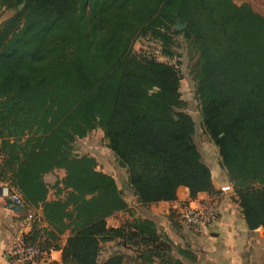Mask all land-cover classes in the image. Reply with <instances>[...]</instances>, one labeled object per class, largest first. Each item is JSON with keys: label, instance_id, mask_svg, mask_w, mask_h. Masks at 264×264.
Listing matches in <instances>:
<instances>
[{"label": "trees", "instance_id": "1", "mask_svg": "<svg viewBox=\"0 0 264 264\" xmlns=\"http://www.w3.org/2000/svg\"><path fill=\"white\" fill-rule=\"evenodd\" d=\"M0 6L15 10L0 22V180L46 221L39 230L34 212L27 241L60 247L62 264H122L119 252L98 258L101 241L135 234L145 245L142 261L185 264L163 256L174 242L151 218L135 217L130 236L107 226L106 218L128 203L94 156L73 149L76 137L100 127L141 203L173 199L179 185L190 196L215 191L193 139L194 120L182 109L178 67L136 52L134 41L144 35L169 56L177 33L197 50L192 72L202 125L248 227L264 225L263 13L235 0H0ZM176 18L186 27L174 29ZM57 168L64 175L49 197L45 174Z\"/></svg>", "mask_w": 264, "mask_h": 264}, {"label": "rangeland", "instance_id": "2", "mask_svg": "<svg viewBox=\"0 0 264 264\" xmlns=\"http://www.w3.org/2000/svg\"><path fill=\"white\" fill-rule=\"evenodd\" d=\"M235 1L238 3L243 1L248 2L254 9L264 14V0ZM14 11L15 10L12 8L0 6V22L13 14ZM133 48L136 52L154 54L156 58L172 62L178 67L180 74V97L184 101L182 109L188 112L194 120V142L200 151L202 160L210 167L213 176H215V178L218 180H221V178H226L225 173L227 172L224 173V168L220 164L218 147L207 135L201 122V114L195 93V80L192 72V68L194 67V63L198 56V52L195 47L188 43L182 33H177L174 34V42L172 45L174 54L172 56L163 53L159 41L147 35L137 37V39L134 41ZM73 149L77 154L87 153L94 156L97 160V167L114 176L128 204L126 209L118 210L109 215L106 218V223L109 227H123L130 236L132 231H127L131 230L128 229V225L135 217L149 218V203H141L139 200H137L136 195L133 193V190L129 185L127 168L118 163L114 153L107 146V140L102 129L100 127H95L86 135L76 137L73 142ZM63 175V168H57L45 174V179L49 185V197H54L57 195V183L60 181ZM59 183H61V181ZM181 188L182 187H177V192H181ZM171 215V218H169L170 221L180 232H182V234H180L178 243H169V247L165 248L163 251V256L168 255L167 257H169L181 254L178 251L179 246H183L185 250H190L188 246H191L192 248H201L202 240H199L196 236L192 237L190 233L184 231L185 228L179 221V214L172 212ZM159 231L166 233L162 229ZM193 233L196 234L197 232ZM192 244H194V247ZM144 248L145 245L142 243V240L135 234L131 237L121 236L115 237L113 239H103L101 241L98 258L102 260L112 253L119 252L123 254L122 264H139L138 257Z\"/></svg>", "mask_w": 264, "mask_h": 264}, {"label": "crops", "instance_id": "3", "mask_svg": "<svg viewBox=\"0 0 264 264\" xmlns=\"http://www.w3.org/2000/svg\"><path fill=\"white\" fill-rule=\"evenodd\" d=\"M223 170L225 173L226 170ZM225 174L226 178H221V180L216 179L212 174L214 192L199 191L195 196H190L188 188L179 185L178 187H182V190L177 192L176 188L175 198L149 202V218L156 222L158 230L162 229L174 243H178L182 232L170 221L172 212L178 213L183 203L196 205L207 197L219 196L220 210L218 216L207 231L198 232L183 224L184 231L190 233L192 237L196 236L202 240L201 248H195L192 244L194 248L188 246L190 249L186 250L188 253L171 256L172 258H178L185 264H264V225L255 228L248 227L240 206L234 200L235 194L232 183L227 177V173ZM227 183L230 184V188L221 190L220 186ZM27 209L16 211L7 207L5 195L0 186V264H14L6 253L11 237L17 233L27 234L34 226L35 221L26 217ZM29 209L33 210L37 216L39 215L37 228L42 230L46 221L41 219L40 208ZM193 232L197 233L194 234ZM65 236L66 233L63 234V237ZM180 247L184 248L183 246ZM50 253L54 259V264H62L60 247L50 248ZM138 260L139 264H167L157 257L149 261H142L138 257Z\"/></svg>", "mask_w": 264, "mask_h": 264}, {"label": "built area", "instance_id": "4", "mask_svg": "<svg viewBox=\"0 0 264 264\" xmlns=\"http://www.w3.org/2000/svg\"><path fill=\"white\" fill-rule=\"evenodd\" d=\"M0 186L5 195L7 207L16 211L27 209L24 198L16 188L2 180H0ZM228 188H230L228 183L220 186L221 190ZM219 210L220 199L218 195L207 197L196 205L183 203L178 210L179 221L195 231H207L218 216ZM25 214L28 219L36 217L34 211L29 208ZM6 253L14 264H54L50 248H42L35 242L27 241L24 233H17L11 237Z\"/></svg>", "mask_w": 264, "mask_h": 264}, {"label": "water", "instance_id": "5", "mask_svg": "<svg viewBox=\"0 0 264 264\" xmlns=\"http://www.w3.org/2000/svg\"><path fill=\"white\" fill-rule=\"evenodd\" d=\"M186 27V22L185 21H180L179 18H176L175 23L173 25L174 29H178V28H184ZM174 117H177L176 115H174Z\"/></svg>", "mask_w": 264, "mask_h": 264}]
</instances>
